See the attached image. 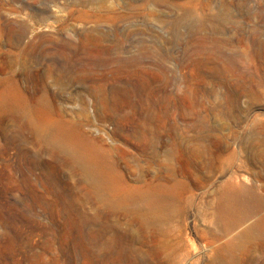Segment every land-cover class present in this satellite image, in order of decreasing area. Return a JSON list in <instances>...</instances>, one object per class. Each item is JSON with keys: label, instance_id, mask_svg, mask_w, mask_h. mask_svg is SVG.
I'll return each mask as SVG.
<instances>
[{"label": "rangeland", "instance_id": "obj_1", "mask_svg": "<svg viewBox=\"0 0 264 264\" xmlns=\"http://www.w3.org/2000/svg\"><path fill=\"white\" fill-rule=\"evenodd\" d=\"M239 187L264 200V0H0V264H264Z\"/></svg>", "mask_w": 264, "mask_h": 264}, {"label": "bare ground", "instance_id": "obj_2", "mask_svg": "<svg viewBox=\"0 0 264 264\" xmlns=\"http://www.w3.org/2000/svg\"><path fill=\"white\" fill-rule=\"evenodd\" d=\"M263 47V46H262ZM208 50L205 46L197 47L194 50L195 55H206ZM212 53V52H211ZM134 58L129 60H124L120 62V65L124 68L127 67L129 64H135ZM137 64V62H136ZM202 64H199L200 66ZM131 66V65H129ZM133 66V65H132ZM201 67V66H200ZM218 71V70H217ZM215 73V72H214ZM222 72L218 74L220 75ZM217 74L213 75V80L220 82V79L217 78ZM221 83V82H220ZM4 103L8 107H16L20 104L19 96L14 92H7L4 94ZM37 128H42V121L39 119L37 123ZM71 136H64V134L60 133L59 127H56L53 135L50 138L52 144L56 146L63 145L71 154H73L83 169L86 171L87 179L94 184H108L110 177H109V167L108 165L101 160L98 153L91 148L89 145L84 146V151L80 149L82 142L80 141H70ZM228 201V202H227ZM263 198L256 195V193L249 188L239 187L236 189L231 195L227 197L226 205L224 206L226 211L231 215H234L239 212L245 211L248 207L258 208L263 204ZM251 235H257L260 237H264V215L260 216L256 219L252 224H250L245 230L238 233L233 239L232 242L239 243L244 241L247 238H250ZM231 246H226L225 248H219L217 250L212 251L211 254L215 260H222L228 264H233L232 256H231ZM101 264V262L97 263Z\"/></svg>", "mask_w": 264, "mask_h": 264}]
</instances>
